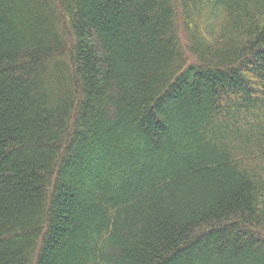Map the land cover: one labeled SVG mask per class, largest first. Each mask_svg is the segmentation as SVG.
I'll use <instances>...</instances> for the list:
<instances>
[{
    "label": "trees",
    "instance_id": "obj_1",
    "mask_svg": "<svg viewBox=\"0 0 264 264\" xmlns=\"http://www.w3.org/2000/svg\"><path fill=\"white\" fill-rule=\"evenodd\" d=\"M0 264H264V0H0Z\"/></svg>",
    "mask_w": 264,
    "mask_h": 264
}]
</instances>
